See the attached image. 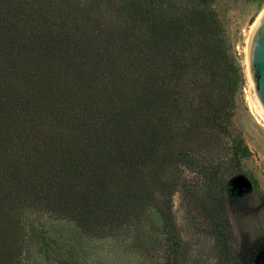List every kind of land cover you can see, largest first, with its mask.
<instances>
[{
    "label": "trees",
    "instance_id": "trees-1",
    "mask_svg": "<svg viewBox=\"0 0 264 264\" xmlns=\"http://www.w3.org/2000/svg\"><path fill=\"white\" fill-rule=\"evenodd\" d=\"M217 3L0 0V264H27L35 242L54 264H83L44 215L184 264L179 189L224 264H264V228L234 224L264 193L242 168L245 74ZM238 176L251 190L233 189Z\"/></svg>",
    "mask_w": 264,
    "mask_h": 264
},
{
    "label": "rangeland",
    "instance_id": "rangeland-1",
    "mask_svg": "<svg viewBox=\"0 0 264 264\" xmlns=\"http://www.w3.org/2000/svg\"><path fill=\"white\" fill-rule=\"evenodd\" d=\"M216 8L226 24L228 37L234 44L244 68L245 83L242 101L235 116L236 126L242 130L251 153L242 159V168L252 180H257L258 191L264 193V109L258 100L248 65V46L254 22L264 9V0H218ZM233 189L243 194L251 190L248 180L234 178ZM173 222L182 238L185 250L184 264H224L220 258L215 240L205 224L196 218L187 205L184 193L177 190L171 199ZM191 211V212H190ZM241 217L234 218L236 230L252 234L264 228V204L251 192L241 205ZM38 222L51 229L57 249L62 245L70 247L73 257L83 264H159L156 251L147 252L135 238L127 234L111 239H88L75 232L65 221L44 216H34ZM157 232V231H156ZM43 244V243H42ZM40 243L27 249V264H54L46 259Z\"/></svg>",
    "mask_w": 264,
    "mask_h": 264
},
{
    "label": "water",
    "instance_id": "water-1",
    "mask_svg": "<svg viewBox=\"0 0 264 264\" xmlns=\"http://www.w3.org/2000/svg\"><path fill=\"white\" fill-rule=\"evenodd\" d=\"M248 65L251 80L254 82L255 94L264 108V11L256 23L248 46ZM236 178L247 179L244 176Z\"/></svg>",
    "mask_w": 264,
    "mask_h": 264
},
{
    "label": "bare ground",
    "instance_id": "bare-ground-1",
    "mask_svg": "<svg viewBox=\"0 0 264 264\" xmlns=\"http://www.w3.org/2000/svg\"><path fill=\"white\" fill-rule=\"evenodd\" d=\"M263 11H264V9L262 10V12H263ZM262 12H261V14H262ZM261 14H260V15H261ZM260 15L258 16V18L256 19V21L254 22V24H253V26H252L251 35H250V39H249V44H250V40H251V37H252L253 31H254V29H255L256 23H257V21H258ZM260 104H261V103H260ZM261 106H262V105H261ZM262 108H263V107H262ZM263 109H264V108H263Z\"/></svg>",
    "mask_w": 264,
    "mask_h": 264
}]
</instances>
